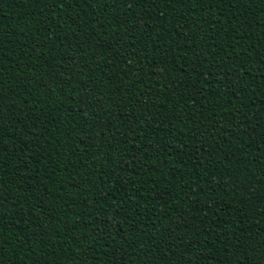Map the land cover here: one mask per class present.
<instances>
[{
  "label": "trees",
  "instance_id": "trees-1",
  "mask_svg": "<svg viewBox=\"0 0 264 264\" xmlns=\"http://www.w3.org/2000/svg\"><path fill=\"white\" fill-rule=\"evenodd\" d=\"M0 264H264V0H0Z\"/></svg>",
  "mask_w": 264,
  "mask_h": 264
},
{
  "label": "snow or ice",
  "instance_id": "snow-or-ice-1",
  "mask_svg": "<svg viewBox=\"0 0 264 264\" xmlns=\"http://www.w3.org/2000/svg\"><path fill=\"white\" fill-rule=\"evenodd\" d=\"M70 2H71V0H70ZM52 3H53V6H56L57 4L60 7H63L64 6V0H52Z\"/></svg>",
  "mask_w": 264,
  "mask_h": 264
}]
</instances>
